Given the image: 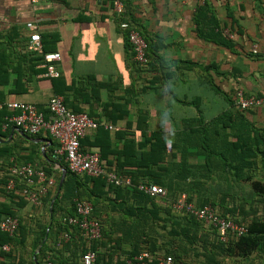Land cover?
<instances>
[{
	"label": "crops",
	"instance_id": "obj_1",
	"mask_svg": "<svg viewBox=\"0 0 264 264\" xmlns=\"http://www.w3.org/2000/svg\"><path fill=\"white\" fill-rule=\"evenodd\" d=\"M125 1L135 23L150 42L148 53L152 66L141 74L128 58L124 34L116 24L118 16L112 12L110 0H0V102L31 104L42 113L47 111L52 96H59L64 102V95L54 92L56 79L43 76L40 56L28 50L32 32L26 24L33 23L42 48L60 54L57 69L62 83L57 84V89L64 92L66 105L113 127L106 131L109 140L108 144L103 142L105 148L119 150L130 136L136 141L142 139L135 130L140 112L146 114L147 135L161 131L168 150L170 144L178 143L177 133L198 128L199 119L206 124L227 111L242 113L247 124L264 130V55L251 53L253 46L264 49V0ZM218 30L228 44L207 38ZM89 77L95 81L87 82ZM77 81L75 93L63 90L64 85ZM237 90L262 99V104L241 111L234 102ZM10 127L8 132L0 130V148L12 150L7 157L0 154V181L7 175L10 164H30L33 160L37 166L44 165L41 158L55 147V140L46 132L28 135ZM93 135V131L87 130L84 136L89 140L85 143H91ZM107 160L116 170L115 156L110 154ZM198 162L203 163L201 159ZM120 189L122 194L128 191ZM122 198L134 204L132 196ZM8 201L0 196V202ZM41 213L42 207L29 203L17 210L26 226H34L37 221L45 223ZM226 214L240 218L239 214ZM100 217L107 235L97 247L100 255L97 264H118L124 258L123 253L121 250L114 253L111 247L120 234L109 231L129 219L109 209ZM202 228L209 229L205 225ZM72 234V243L65 247L63 243L53 244L50 239L47 258L41 256V259L55 257L67 261L63 264H81L80 255L69 254L71 248L82 247V239ZM32 239V233L27 234L23 248L9 260L0 258V264H22V259L28 264ZM161 241L166 242V238ZM122 247L127 251L128 241ZM168 248L177 249L176 245ZM196 249L197 257L181 253L185 264L204 262L201 244ZM35 255L37 251L33 259ZM217 259L222 264H264V252L254 253L248 259L218 254Z\"/></svg>",
	"mask_w": 264,
	"mask_h": 264
},
{
	"label": "trees",
	"instance_id": "obj_2",
	"mask_svg": "<svg viewBox=\"0 0 264 264\" xmlns=\"http://www.w3.org/2000/svg\"><path fill=\"white\" fill-rule=\"evenodd\" d=\"M112 1L110 0L111 3ZM121 2L123 12L117 15L118 28L120 29L121 23L126 22L144 37L128 10L127 2L125 0ZM122 31L131 63L140 74L144 69L148 71L152 66L151 56L148 53L149 40L144 37L147 44V63L140 66L133 61V53L127 41L126 31ZM210 35L212 37H206L218 43H220L218 39L227 43L219 30ZM43 51L54 52L55 50L43 48ZM58 78H51L56 79L53 82L54 92L64 95V105L68 110L73 113H84L78 108L71 109L66 105L64 92L57 89V84L62 83ZM90 80L93 81L94 77H89L87 82L90 83ZM77 89L78 81L68 86L64 85L63 88L64 91L69 90L74 93ZM11 113L13 111L7 109L0 112V130L4 117ZM44 115L47 117L48 111H45ZM87 115L100 123L99 120ZM145 120L146 114L138 113L135 130L140 133L142 139L136 141L134 136H130L124 140L119 150L104 147L103 142L107 143L109 136L107 130L101 126L91 129L94 132V140L91 143H85L89 140L86 136L80 140L82 152H99L101 165L106 171L113 170L107 156L110 154L115 156L117 171L115 169L113 171L129 177L131 181V187L127 188L128 191L123 194L120 188L108 184L104 178H92L85 174L70 172L63 156L54 158L58 147L56 141L50 153L41 158L44 165L37 166L33 160L30 161L35 169L42 170L46 177H52L56 182V186L40 198V207H36H42L41 215L46 218L45 223L37 221L34 226L23 224L17 210L29 203L27 198L21 194L27 185L22 180H15L14 189L6 190V183L11 177L8 170L7 175L2 176L0 181V196L3 195L9 200L7 204L0 202V221L6 216L16 217L18 226L11 236L0 231V258L5 260L13 258L15 252L26 244L27 234L32 233L31 256L28 264L67 263L55 257L54 260L43 261L41 256L47 258L50 239L55 245L58 242L63 243V247L70 245L73 239L72 232L82 239V247L71 248L69 254L73 257L80 255L81 258L86 251L84 246L86 243L77 227L68 224V220L76 215L75 201L77 200L91 203V216L100 224L101 238L90 245L91 250L96 254L94 264H97L100 256L97 247L107 235L104 222L100 217L101 213L107 209L118 211L129 219V221L119 222L114 225L115 229L111 227L109 231L120 234L114 239V245L111 247L114 253L116 250H121L123 253L124 258L118 264H128L127 262L132 261L141 251H147L150 254L148 264H158L161 257L167 256H170L175 264H185L180 257L181 253L186 255L191 253L197 257L198 254L195 251L198 243L203 248L201 256L204 262L200 264H222L217 259L218 254L248 259L254 253L264 252V130L247 124L242 113L227 111L206 124L199 119L198 128L190 127L186 132L177 133L178 143L170 144V150H168L161 131L147 135ZM10 129L11 127H8L4 131L8 132ZM0 149V154L6 157L12 153L11 149H6L4 146ZM200 159L202 164L198 162ZM20 164L25 163L10 165ZM61 168L65 169V178L60 193L55 198ZM149 183L159 185L165 190V195L160 200L138 191V185ZM121 194L132 196L134 204H130L128 198H122ZM182 194L186 195L187 202H194L197 208L209 205L220 216L245 225L246 234L225 243L219 241L214 228L203 229L204 224L197 221L194 216L173 210L172 204ZM111 195L121 196V198H111ZM226 204H229L230 208L226 209ZM217 206L221 207L223 212ZM227 212L233 215L239 214L240 218H231L227 216ZM63 235H68V238H63ZM211 237H213L212 241ZM162 238H166V242H162ZM127 241L129 248L124 251L122 246ZM4 245L8 247V251L3 250ZM172 245H176L177 249L168 248ZM35 251L38 255H35L33 259L32 255ZM21 261L25 264L23 259Z\"/></svg>",
	"mask_w": 264,
	"mask_h": 264
},
{
	"label": "built area",
	"instance_id": "obj_3",
	"mask_svg": "<svg viewBox=\"0 0 264 264\" xmlns=\"http://www.w3.org/2000/svg\"><path fill=\"white\" fill-rule=\"evenodd\" d=\"M112 12L119 15L123 12L121 0H113L111 3ZM26 27L32 33L29 37L28 50L40 56L41 68L44 69L43 76L47 78L59 77L57 64L60 62V54L54 52H44L37 26L33 23H27ZM120 29L126 31V37L133 53V61L144 66L147 63L146 49L147 44L132 25L123 22ZM254 55H264V49H258L256 46L251 48ZM235 106L246 111L258 107L262 104V99L252 96H246L241 90H237L234 97ZM3 109L11 110L13 113L4 117L1 124V130L4 131L10 126H14L21 132L28 135H36L40 132H46L53 138L58 147L54 153V158L64 157L68 170L76 174H85L92 178H104L108 184L118 188L131 187V181L128 177L118 175L114 171H106L101 165L98 152L92 151L84 153L80 149V140L84 137L87 130L96 129L102 126L106 130H112L113 127L102 123H97L86 113H73L66 108L63 99L59 96H52L46 109L48 116L39 112L33 105L16 101L0 102V112ZM10 178L6 183V190H13L15 180H22L27 188L21 191L29 203L35 207H40V198L49 190L56 186L52 177H46L44 172L35 169L31 164L13 165L9 169ZM139 192L150 197H162L165 190L156 184H140L137 187ZM176 212H184L195 217V219L207 227L214 228L217 231L219 241L225 243L228 240L238 238L247 232L243 224H239L228 217L220 216L217 211L207 205L197 208L192 203L186 201L185 195L180 197L172 204ZM76 215L68 220V224L77 227L81 237L86 243V251L80 258L81 264H94L96 254L91 250L90 245L93 241L101 238V228L99 222L91 216L92 205L85 200L75 201ZM18 220L16 217L6 216L0 221V231L12 235L16 231ZM67 239L68 235H63ZM4 251H8L6 245ZM150 254L147 251H141L128 264H148ZM158 264H175L170 257H161Z\"/></svg>",
	"mask_w": 264,
	"mask_h": 264
},
{
	"label": "water",
	"instance_id": "obj_4",
	"mask_svg": "<svg viewBox=\"0 0 264 264\" xmlns=\"http://www.w3.org/2000/svg\"><path fill=\"white\" fill-rule=\"evenodd\" d=\"M13 130H16L17 132H19V130L17 128H14ZM64 178H65V169L64 168H61V176H60V179H59L58 184H57V190H56V196H55V198L60 193L62 184L64 182ZM52 203H53V201L50 203V210H51Z\"/></svg>",
	"mask_w": 264,
	"mask_h": 264
}]
</instances>
